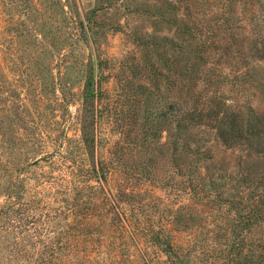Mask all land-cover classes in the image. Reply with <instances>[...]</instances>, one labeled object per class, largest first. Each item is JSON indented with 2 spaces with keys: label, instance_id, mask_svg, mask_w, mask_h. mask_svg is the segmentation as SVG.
<instances>
[{
  "label": "rangeland",
  "instance_id": "rangeland-1",
  "mask_svg": "<svg viewBox=\"0 0 264 264\" xmlns=\"http://www.w3.org/2000/svg\"><path fill=\"white\" fill-rule=\"evenodd\" d=\"M94 7L96 35L86 41L80 21ZM210 25L213 40L230 51L207 47L188 70L187 46L196 53L200 41L190 32L204 38ZM263 48L264 0H0V213L10 206L0 221V264H172L145 234L160 231L162 217L192 264H251L253 253L261 260L264 226L237 228L235 210L183 196L192 157L180 152L175 161L157 119L174 100L193 104L191 92L201 102L216 93L245 115L264 114ZM93 62L101 64L102 89L95 152L97 160L112 159L104 185L111 198H93L88 182L73 183L72 170L86 174L90 162L46 158L77 150ZM190 134L193 149L213 155L211 172L264 178V143L229 148L207 126ZM13 181L17 194L9 198ZM133 192L140 193L128 198ZM108 199L134 204L127 214L135 233L130 223L104 231L113 219ZM190 216L195 221L183 227Z\"/></svg>",
  "mask_w": 264,
  "mask_h": 264
},
{
  "label": "trees",
  "instance_id": "trees-1",
  "mask_svg": "<svg viewBox=\"0 0 264 264\" xmlns=\"http://www.w3.org/2000/svg\"><path fill=\"white\" fill-rule=\"evenodd\" d=\"M109 4L110 2L107 5L109 6ZM122 7L125 10L128 9L126 4H123ZM97 13L98 8L94 7L90 12V16L84 21H80L86 41H89L90 37L93 38L94 34L96 35V30L94 29L97 27V23L96 21L94 22V17ZM229 21L230 20L221 21V23L227 25ZM219 26V29L223 27L220 21L214 24V27L218 28ZM207 28L209 29L206 31L207 34L204 38L192 30L190 32L193 37H191V41L197 39L198 35L200 41L197 45L199 50L196 53L192 47L194 46L192 42H189L187 46V50L190 49L188 51L190 58V63L187 64L189 65L187 66L188 70L192 68V59L193 62L196 60V57L198 60V55H201L200 53H202V50L207 51L209 47H212L214 50H223L225 53H229L230 51L228 44L224 45L222 40L217 42L213 40V38L217 37L213 30V25L207 26ZM227 31H232V28H228ZM207 41L211 42L208 43ZM100 66L101 64L98 65L97 63L96 69V63L93 62L90 68V74H88L86 78L83 89V110L80 116L82 136L80 140L74 141L77 150L68 149L65 152L57 151L55 154H49L46 158L52 160L56 158L59 160H72L74 165L77 163V160H80L83 164L86 163V161H88V163L90 162L92 168L85 171L86 174L90 176L81 174L80 167H77L80 172L73 173L72 170L71 173L75 177L73 183L81 184L88 182L93 198H99V195H102V193L105 195L103 198H111L104 185L108 181V177L113 169V162L109 161L112 159L99 158V160H97L95 152L97 144L95 132L98 130L96 124L99 122L98 117H100L96 110V101L102 98V89L100 88L101 81L98 75L96 76V73L100 71ZM189 81L191 86L196 85L195 78H190ZM207 84L214 83H212V81H207ZM188 92L190 93L191 90ZM191 93L192 95L189 97H194L192 99L193 104L188 103L183 106L180 102L174 100L169 105L167 111L157 119V125L159 127L158 132L161 134L166 129L170 136V144L172 145V150L175 155V161L177 160L178 163V154H180V152H184L186 156L192 157L188 164L189 174L186 189L183 190V196H185V198H198L200 200V202H198L199 204L211 202L217 203L218 206H227L235 210L237 228L247 229L248 232L261 228L264 226V178L255 179L244 175L236 176L234 172L227 170H216V172H211V163L214 160L213 155L209 150H202L199 147L193 149L191 146L192 136L190 133L194 128L207 126L213 129L221 142L229 148L242 145L248 146V143L249 145L252 143L253 146L254 142L264 143V114L260 115L250 112V114L245 115L242 110L232 109L225 101L220 100V97H218L216 93L212 94V96H208V98L206 97L204 102H201L202 95H196L194 92ZM146 141L147 140L144 142ZM77 153L78 156H76ZM117 153L118 149H116V147L109 152V154L114 157ZM84 156H86L87 159H84ZM38 162L39 161H36L35 164H38ZM93 182L95 185L92 184ZM17 186V182L13 181L12 186L8 187L7 191H10V194H8L9 198H13L17 194ZM171 188L178 190L175 184L171 186ZM139 193L140 192H133L128 198H137ZM107 202H109V212H111L113 219L110 223L105 225L106 230L104 231L109 232L114 229L125 231L124 228L128 226L130 228L131 222L129 221L127 213H131L134 204L132 203L130 207H121V205L115 204L112 199H108ZM9 208L10 206L6 205L1 211L0 221L4 218V214H8ZM79 214H81V211ZM83 214H86V212ZM134 218L138 221L140 216L136 214ZM178 220L180 221L181 218ZM179 221L178 223L180 224ZM190 221H195L194 216H190L188 222H185V225H181L187 228L190 225ZM163 223L169 224V218H161L162 228L160 231L149 230L145 232V234H148L150 241L160 249L170 263L192 264L191 260L186 259L174 247V235L170 230H166L167 227H165ZM150 224L153 226V222H150ZM124 225L127 226L123 227ZM131 225L132 234L135 232L133 231V223ZM92 235L93 234L90 233V237H92ZM84 237L86 238V236ZM103 253L108 252L103 251ZM100 254L105 256L102 253ZM249 262L251 264H264V256H262L261 260H257L255 258V253H253L252 256L248 258V263Z\"/></svg>",
  "mask_w": 264,
  "mask_h": 264
}]
</instances>
